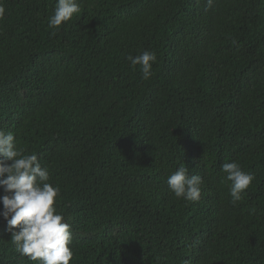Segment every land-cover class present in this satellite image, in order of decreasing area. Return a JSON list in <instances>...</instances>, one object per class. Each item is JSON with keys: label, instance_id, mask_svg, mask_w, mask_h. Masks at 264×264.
Segmentation results:
<instances>
[{"label": "trees", "instance_id": "obj_1", "mask_svg": "<svg viewBox=\"0 0 264 264\" xmlns=\"http://www.w3.org/2000/svg\"><path fill=\"white\" fill-rule=\"evenodd\" d=\"M2 2L0 129L59 186L69 264H264V0H78L58 29L57 0ZM232 161L255 176L236 204ZM180 166L199 200L169 188ZM12 231L0 264H40Z\"/></svg>", "mask_w": 264, "mask_h": 264}, {"label": "clouds", "instance_id": "obj_2", "mask_svg": "<svg viewBox=\"0 0 264 264\" xmlns=\"http://www.w3.org/2000/svg\"><path fill=\"white\" fill-rule=\"evenodd\" d=\"M213 0H208V6ZM81 11L78 0H57L54 15L49 18L50 28H59ZM6 8L0 0V20ZM127 59L133 67L139 65L144 79L152 76L153 64L157 61L155 51H144ZM0 156L11 161H0V187L6 193L0 196L3 205L0 217L7 221L12 231L11 240L16 250L40 264H69L73 258L71 225L55 207L60 194L59 186L50 181L49 169L42 166L36 154H26L18 147L16 136L11 131L0 129ZM222 171L231 182V202L236 204L255 180V176L242 170L236 162H225ZM168 186L177 198L197 201L201 197L203 178L189 173V168L180 166L169 175Z\"/></svg>", "mask_w": 264, "mask_h": 264}]
</instances>
